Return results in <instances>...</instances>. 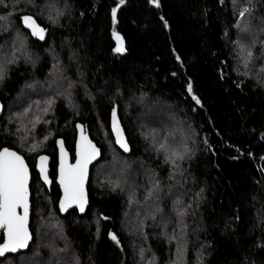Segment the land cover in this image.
Masks as SVG:
<instances>
[{
    "label": "trees",
    "instance_id": "16d2710c",
    "mask_svg": "<svg viewBox=\"0 0 264 264\" xmlns=\"http://www.w3.org/2000/svg\"><path fill=\"white\" fill-rule=\"evenodd\" d=\"M158 3L0 0V148L31 167L33 233L0 264H264V0ZM77 121L102 155L63 215L56 138L74 155Z\"/></svg>",
    "mask_w": 264,
    "mask_h": 264
},
{
    "label": "snow or ice",
    "instance_id": "6c2138e0",
    "mask_svg": "<svg viewBox=\"0 0 264 264\" xmlns=\"http://www.w3.org/2000/svg\"><path fill=\"white\" fill-rule=\"evenodd\" d=\"M155 5L159 7L158 0H153ZM123 3V0H121ZM249 12L248 8H244L240 12L241 19L245 13ZM113 18L116 16V10L112 12ZM21 22L25 27L31 30L33 35L38 36L43 40L45 37V29L39 27L36 20L25 16ZM118 46L115 49L116 52L122 53L125 51L123 39L117 35ZM247 55L250 57L251 52ZM5 78V71L0 66V81ZM191 92V86H189ZM195 99V97H194ZM196 103H200L197 99ZM113 127L117 137V143L125 150L129 151L128 144L124 138L123 130L119 126V122L116 120V113L113 112ZM81 151L79 153V159L74 167H70L65 170L63 165L60 169V183L64 189V199L60 204L62 211H67L73 205L78 206L79 211H84V205L86 204V194L84 190V184L87 176L88 164L99 155V150L96 149L86 137L83 136V130H81ZM61 150H63V141L60 142ZM40 171L44 173V180H48L46 170L44 168V162L46 157H41ZM183 159L182 156H176L172 160L175 165L176 160ZM29 173L27 166L24 163L23 158L16 152L4 149L0 152V229H3L7 234V240L0 245V256H4L8 252H16L19 249L27 248L31 239V235L28 231L27 221L29 215V192H28ZM18 209H22V215L18 212ZM182 215V213H181ZM111 239L119 243L115 235L111 236Z\"/></svg>",
    "mask_w": 264,
    "mask_h": 264
},
{
    "label": "water",
    "instance_id": "95a60500",
    "mask_svg": "<svg viewBox=\"0 0 264 264\" xmlns=\"http://www.w3.org/2000/svg\"><path fill=\"white\" fill-rule=\"evenodd\" d=\"M32 18V17H31ZM37 23V22H36ZM37 25L41 28H43L42 26H40L38 23ZM44 29V28H43ZM45 33H46V30H45ZM115 111L116 113V120L119 122V126L120 128L123 130V134H124V138L126 139V142L128 144V147H129V150L131 148V145H130V142H129V139H128V136H127V133H126V130L123 126V123L121 121V118L119 116V113H118V110L115 109L111 112V115H110V128H111V131H112V134H113V137H114V140H115V143L116 145L124 152H126L121 146L119 143H117V137H116V133H115V130H114V127H113V112ZM81 130H83V136L87 138L88 141L91 142L92 145H94L96 147V149L99 150V155L93 159L87 166V176H86V180H85V184H84V190H85V194H86V204L84 205V211L83 212H80L79 211V208L78 206L76 205H73L71 208H69L67 211H62L61 208H60V204L63 202V199H64V189H63V185L60 183V169H61V166L63 165V167L65 168V170L69 169L70 167H74L75 164L77 163V160L79 159V153L81 151ZM63 141V150H61V144L60 142ZM56 148H57V171H56V181L59 185V188H60V195H59V198H58V208L61 212V214L65 215L69 210L73 209V208H76L78 210V212L80 213H85L86 210H87V203H88V200H89V189H88V184H89V180H90V174H91V168L93 166L94 163H96L100 158H101V155H102V148L97 144V142L92 138V136L90 135V132H89V129L87 128V125L83 124L82 122L80 121H77L76 122V135H75V141H74V155L71 153L70 149L67 147V144L65 142V139L61 136L57 137L56 138ZM4 149H8L9 151H13V152H16L18 155H20L23 160H24V163L25 165L27 166V169H28V173H29V181H28V192H29V215H28V221H27V227H28V231L31 235V239L28 243V247L29 245L31 244L32 240H33V233H32V230L30 228V219H31V205H32V202H31V180H32V171H31V167L26 159V157L24 156L23 153H21L20 151H18L16 148L14 147H11V146H2L0 148V152H2ZM41 157H46V161L44 162V168L46 170V173H47V176H48V180L50 181L49 182H46L44 180V173H42L40 171V167H41ZM50 163H51V156L48 154V153H41L39 156H38V159H37V170L39 172V175L42 179V181L47 184L48 186L51 184L52 182V178L50 176V170H51V166H50ZM18 212L22 215V209H18ZM0 234L3 235L2 239L0 240V245H2L3 243L6 242L7 240V234L6 232L3 230V229H0ZM27 248H23V249H19L17 250L16 252H8L6 253L4 256H6L7 254L9 253H12V254H15V253H18L20 251H23V250H26L28 249ZM4 256H0V257H4Z\"/></svg>",
    "mask_w": 264,
    "mask_h": 264
},
{
    "label": "rangeland",
    "instance_id": "374dc122",
    "mask_svg": "<svg viewBox=\"0 0 264 264\" xmlns=\"http://www.w3.org/2000/svg\"><path fill=\"white\" fill-rule=\"evenodd\" d=\"M0 112H1V105H0ZM150 116H148L146 119L148 120V121H150Z\"/></svg>",
    "mask_w": 264,
    "mask_h": 264
}]
</instances>
